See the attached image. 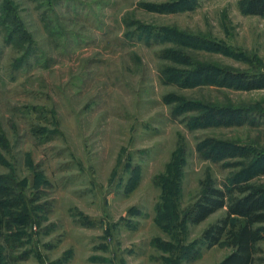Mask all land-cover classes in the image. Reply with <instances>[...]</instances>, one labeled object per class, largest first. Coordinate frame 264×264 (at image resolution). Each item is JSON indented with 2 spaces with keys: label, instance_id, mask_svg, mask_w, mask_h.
<instances>
[{
  "label": "rangeland",
  "instance_id": "1",
  "mask_svg": "<svg viewBox=\"0 0 264 264\" xmlns=\"http://www.w3.org/2000/svg\"><path fill=\"white\" fill-rule=\"evenodd\" d=\"M11 1L33 44L10 43L0 21V176L20 193L13 209L33 219L5 225L0 264H221L232 252L224 240L192 259L177 246L201 239L226 208L168 232L156 205L175 193L182 215L207 176L223 188L264 150V89L222 85L223 74L183 87L172 74H264V15L248 14L249 0ZM175 97L243 111L196 126L189 118L203 111L178 112ZM210 139L239 150L215 160L200 149ZM258 249L264 264V240Z\"/></svg>",
  "mask_w": 264,
  "mask_h": 264
},
{
  "label": "trees",
  "instance_id": "2",
  "mask_svg": "<svg viewBox=\"0 0 264 264\" xmlns=\"http://www.w3.org/2000/svg\"><path fill=\"white\" fill-rule=\"evenodd\" d=\"M2 1L0 21L6 27L5 33L9 36L7 40L10 43L14 42L17 44L30 42L29 47L25 48L26 52L30 51L33 38L28 34L22 18L17 13L16 7L11 0ZM46 1L48 4H53L54 2V0ZM174 6L175 3H169L155 6V8L158 10H171ZM246 11L251 15H264V0H249L246 4ZM150 29L149 31L151 32ZM167 34H169L171 40L189 38L188 35L178 31L175 32L174 30L167 31ZM172 54H174L173 56L181 57V59H188L182 51L174 50ZM195 68V70L175 69L172 75L175 79L178 77V79L183 80L180 82L183 87H188L191 84L190 81H194L195 79L208 82L212 79L213 75H215V79L212 80L217 82L219 81L217 75L223 74L221 76L223 78L219 82L222 85L229 83V85L235 88L248 91L264 89V74L253 77L247 75L235 76L231 72H225L226 74H224L223 70L221 71L215 67L197 66ZM175 99L178 101L176 103L177 108L175 109L178 112H185L190 108L203 111L201 114L189 118L196 126L205 127L211 124H228L235 117H239L243 111L211 108L205 106L203 103L191 102L180 97H175ZM204 111L207 112L204 113ZM244 116L246 115L244 114ZM236 147V145H228L211 139L200 144V149L210 150L208 156H213L215 160H217L216 158L223 157L224 151H232L234 153L238 149ZM252 159L250 162L243 163L242 165L245 168L230 177L223 188L216 186L212 177L207 176L202 182L201 196L194 203L183 208L182 215L178 214L177 211L175 193L173 197L168 196L163 203L156 205V222L168 232H173L180 228L187 229L189 224L201 223L218 210L226 208L225 217L211 224L204 231L201 239L191 244L183 245L181 243L177 246L181 257L186 259L196 258L199 255V249L203 246L210 248L224 240L232 252L221 264H257L258 245L264 240V181H257L258 178L264 176V150L254 148ZM9 178L0 176V237H2L3 228L5 225L11 223L12 219L15 222L17 220L27 222L31 218L33 219V216L29 213L18 214L13 209L16 198H20V193L16 192L14 185L11 184L12 180ZM167 180L164 183L170 184ZM158 241L154 240L153 242L156 247H161V245L167 246V250L176 248L171 242ZM7 242L6 246L11 249L13 246L10 238H7Z\"/></svg>",
  "mask_w": 264,
  "mask_h": 264
}]
</instances>
